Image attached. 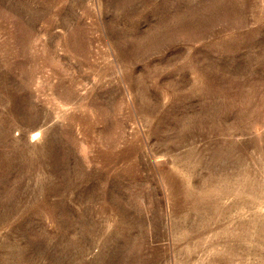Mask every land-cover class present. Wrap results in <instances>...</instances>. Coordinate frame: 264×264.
<instances>
[{"label":"rangeland","instance_id":"1","mask_svg":"<svg viewBox=\"0 0 264 264\" xmlns=\"http://www.w3.org/2000/svg\"><path fill=\"white\" fill-rule=\"evenodd\" d=\"M0 264H264V0H0Z\"/></svg>","mask_w":264,"mask_h":264}]
</instances>
